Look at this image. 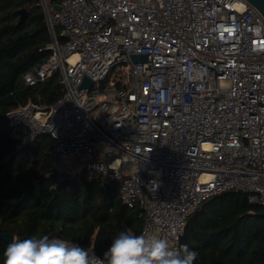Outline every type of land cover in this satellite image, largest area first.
<instances>
[{
  "label": "built area",
  "instance_id": "built-area-1",
  "mask_svg": "<svg viewBox=\"0 0 264 264\" xmlns=\"http://www.w3.org/2000/svg\"><path fill=\"white\" fill-rule=\"evenodd\" d=\"M38 2L50 57L24 81L58 74L63 94L9 112L11 135H48L59 171L72 172L63 161L75 158L89 178L121 182L123 203L142 208L141 234L173 250L209 197L242 192L264 206V17L253 5ZM135 54L147 63H134ZM122 65L129 70L117 81ZM86 78L92 85L82 88Z\"/></svg>",
  "mask_w": 264,
  "mask_h": 264
},
{
  "label": "trees",
  "instance_id": "trees-1",
  "mask_svg": "<svg viewBox=\"0 0 264 264\" xmlns=\"http://www.w3.org/2000/svg\"><path fill=\"white\" fill-rule=\"evenodd\" d=\"M22 9L28 14L19 24ZM50 40L38 0H0V235L15 241L48 235L103 258L120 232L142 233L141 206L123 203L121 182L106 184L84 171L59 181L51 137L23 145L10 132L9 112L29 102L51 105L63 94L58 74L36 86L24 81L49 59ZM184 244L197 253L193 264H264V206L242 192L209 197L188 217ZM8 245L0 238V264Z\"/></svg>",
  "mask_w": 264,
  "mask_h": 264
},
{
  "label": "clouds",
  "instance_id": "clouds-1",
  "mask_svg": "<svg viewBox=\"0 0 264 264\" xmlns=\"http://www.w3.org/2000/svg\"><path fill=\"white\" fill-rule=\"evenodd\" d=\"M3 255L4 264H193L197 258L187 244L173 250L165 239L132 232H120L103 258L90 257L79 244L48 235L14 240Z\"/></svg>",
  "mask_w": 264,
  "mask_h": 264
},
{
  "label": "water",
  "instance_id": "water-1",
  "mask_svg": "<svg viewBox=\"0 0 264 264\" xmlns=\"http://www.w3.org/2000/svg\"><path fill=\"white\" fill-rule=\"evenodd\" d=\"M58 2L61 0H57ZM251 5H253L264 17V0H247ZM54 11H60L59 4H55L53 7ZM16 14L19 16V24L22 23L26 17H27V10L22 9L16 12ZM131 59L134 63H147L148 58L146 55H132ZM92 85V81L88 78L85 79V81L82 84V88L89 87ZM34 140L31 137H26L23 139V145H27ZM75 177V173L70 172L68 170H61L59 172L58 180L61 182L64 181H71ZM0 238L6 242L7 244H10L14 241V235L11 234H2L0 235ZM25 239H32L31 237H26ZM24 239V240H25Z\"/></svg>",
  "mask_w": 264,
  "mask_h": 264
},
{
  "label": "rangeland",
  "instance_id": "rangeland-1",
  "mask_svg": "<svg viewBox=\"0 0 264 264\" xmlns=\"http://www.w3.org/2000/svg\"><path fill=\"white\" fill-rule=\"evenodd\" d=\"M51 7L53 9V5ZM117 68H118L117 70H121V73L117 74V77L115 79H117V81H122L124 77L123 72L125 73L128 72L129 65H122V66H118ZM63 163L65 164V169L71 168L73 173H79L83 171L82 160L75 159V158H69V159H65Z\"/></svg>",
  "mask_w": 264,
  "mask_h": 264
}]
</instances>
